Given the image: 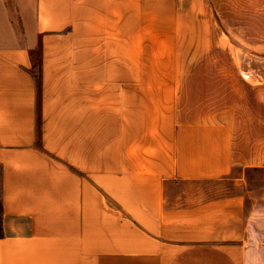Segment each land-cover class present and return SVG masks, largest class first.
Returning <instances> with one entry per match:
<instances>
[{"label":"crops","instance_id":"0c3cea01","mask_svg":"<svg viewBox=\"0 0 264 264\" xmlns=\"http://www.w3.org/2000/svg\"><path fill=\"white\" fill-rule=\"evenodd\" d=\"M214 1L0 0V264H264V186L166 203L264 170L262 84L252 111L203 99L230 49Z\"/></svg>","mask_w":264,"mask_h":264},{"label":"rangeland","instance_id":"374dc122","mask_svg":"<svg viewBox=\"0 0 264 264\" xmlns=\"http://www.w3.org/2000/svg\"><path fill=\"white\" fill-rule=\"evenodd\" d=\"M218 4L217 20L220 29L228 37L229 53L220 50L218 67L219 78L204 88L208 96L203 97L210 107L227 105V92H236V99L246 98L248 111L254 108L253 102L259 100L253 88L262 84L264 87V0H216ZM234 61V64L232 63ZM212 71V73H213ZM37 74V71H33ZM238 73L250 76V84L238 80ZM235 76L231 80V76ZM202 85V84H201ZM213 86V87H212ZM217 89H215V88ZM219 94L218 97L209 96ZM222 94V96H221ZM240 96V97H239ZM262 98V97H261ZM257 102V101H256ZM252 105V106H251ZM264 186V170L234 168L232 173L213 182H172L166 190V203L172 206L193 205L212 199L231 196H243L249 191L252 197L258 195Z\"/></svg>","mask_w":264,"mask_h":264},{"label":"trees","instance_id":"16d2710c","mask_svg":"<svg viewBox=\"0 0 264 264\" xmlns=\"http://www.w3.org/2000/svg\"><path fill=\"white\" fill-rule=\"evenodd\" d=\"M30 58L32 60V68H31V74L34 78L35 85H36V90L37 93H39L40 90V68H41V52H40V46L34 51L30 52ZM37 71V74H34L33 71Z\"/></svg>","mask_w":264,"mask_h":264}]
</instances>
